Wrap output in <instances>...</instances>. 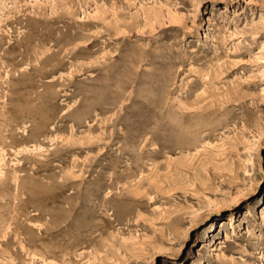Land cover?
<instances>
[{"label":"rangeland","instance_id":"1","mask_svg":"<svg viewBox=\"0 0 264 264\" xmlns=\"http://www.w3.org/2000/svg\"><path fill=\"white\" fill-rule=\"evenodd\" d=\"M0 264H264V0H0Z\"/></svg>","mask_w":264,"mask_h":264}]
</instances>
